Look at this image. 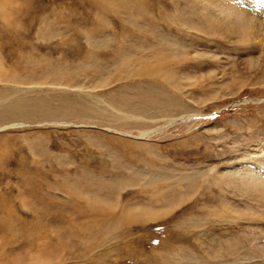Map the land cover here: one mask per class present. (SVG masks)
Instances as JSON below:
<instances>
[{"label": "rangeland", "instance_id": "374dc122", "mask_svg": "<svg viewBox=\"0 0 264 264\" xmlns=\"http://www.w3.org/2000/svg\"><path fill=\"white\" fill-rule=\"evenodd\" d=\"M231 4L264 24V0H0V264H264V28L240 42Z\"/></svg>", "mask_w": 264, "mask_h": 264}, {"label": "bare ground", "instance_id": "6f19581e", "mask_svg": "<svg viewBox=\"0 0 264 264\" xmlns=\"http://www.w3.org/2000/svg\"><path fill=\"white\" fill-rule=\"evenodd\" d=\"M221 12L223 13V12H225V13H227L228 14V16L230 17V18H232L233 20H230V21H228V20H225V22L224 23H226L227 25H229L230 24V26H227L228 28H229V30H227L228 32H231L232 34H236L237 35V37H239L238 39H240V42H242V43H245V42H252V41H255L256 40V38H257V36H259V35H261V31H262V29L264 28V24H263V20H262V18L261 17H259L258 15V17H256L255 15H251V14H247L245 11L244 12H242V11H240L237 7H235V6H233L232 4L231 5H229V6H225L224 8H223V10H221ZM264 12V11H263ZM210 18V17H209ZM212 18V17H211ZM220 18H222V17H220ZM214 19V18H213ZM219 19V18H218ZM231 28V29H230ZM226 32V31H225ZM263 33V32H262ZM230 35V34H229ZM264 37V36H263ZM257 41V40H256ZM260 42H262V40H261V38H260ZM259 42V43H260ZM255 43V42H254ZM258 43V44H259ZM262 44V43H261ZM261 46V45H260ZM262 47V46H261ZM263 49V48H262ZM170 53L171 54H169L170 56H172L173 55V53L171 52V50H170ZM127 59V58H126ZM264 62V61H263ZM126 65V64H125ZM147 65H150V64H147ZM145 70V69H144ZM144 70H142V71H144ZM133 71H135V70H133ZM58 72V71H57ZM146 72V71H145ZM57 78V77H56ZM127 78V77H126ZM58 79V78H57ZM61 80V79H60ZM57 82V81H56ZM60 82V81H59ZM59 82H57V83H59ZM61 83V82H60ZM128 116V115H127ZM131 116V115H130ZM129 117V116H128ZM127 117V118H128ZM125 118V115H123L122 116V119H124ZM187 117H183L182 119H186ZM129 119H131L130 117H129ZM161 129H164V128H158V129H156V130H151V131H141L140 132V138H149L150 136H153V135H155V134H157ZM263 169V168H262ZM263 174L264 173H262V170H260V171H258L257 173H256V175H254V173L252 174V172L251 171H249V170H246L245 171V173H244V175H243V179H246V180H243L242 179V183H247L248 184V186H252L253 187V189H255V191H257L259 194H261V196L263 197L264 196V176H263ZM227 175V174H226ZM225 175V176H226ZM231 175V174H230ZM219 176H220V174H219ZM201 177V176H200ZM221 177V176H220ZM234 177V176H233ZM236 177V176H235ZM222 178H224V175H223V177ZM227 178L228 179H230V178H232L231 176H230V178H229V176L227 175ZM217 179V181H218V179L219 178H216ZM236 179V178H235ZM223 179H221L220 181H222ZM225 180V179H224ZM238 180V179H237ZM216 181V180H215ZM216 181V182H217ZM233 181H234V179H233ZM215 182V183H216ZM229 182H231V181H229ZM198 183V182H197ZM223 183H224V181H223ZM226 183V182H225ZM224 183V184H225ZM233 183V182H232ZM244 183V184H245ZM146 184H148L149 185V187H150V190H152V191H154L156 194H158L159 193V191L157 190V186H161L160 187V189L161 190H163V194L164 193H166V188L164 187L165 186V182L163 181V183H160V184H163V185H160L158 182H157V185L155 184V185H151L150 184V182L149 183H145V185ZM222 184V183H221ZM231 184V183H230ZM229 184V185H230ZM228 185V184H227ZM231 186V185H230ZM143 187V186H142ZM145 187V186H144ZM197 187H199V185L197 186ZM241 187V186H240ZM239 187V188H240ZM252 187H250L251 189H252ZM249 188V187H248ZM196 187H194L193 185H189L187 188H186V190L187 191H183V193L181 192V193H177V194H179L181 197H187V198H189V196L191 195V193H195L196 192ZM252 189V191H254ZM72 192V191H71ZM177 192V191H176ZM240 192V191H239ZM241 193V192H240ZM154 195V194H153ZM175 195V194H174ZM170 196V195H169ZM176 197V195L175 196H173L172 195V197H171V200H170V202L171 201H173L174 200V198ZM256 197V196H255ZM257 197H259V195H257ZM168 199H170V198H168ZM264 199V198H263ZM178 201V200H177ZM256 202H257V200H256ZM260 205H261V208H263V210H264V200H260L259 202H258ZM135 207V206H134ZM142 207V206H141ZM140 206L138 207V208H136V210L137 209H143V208H141ZM146 207V206H145ZM166 208H168V207H165L164 209H166ZM126 209H129L128 208V206H124V209H123V216H124V214H125V212H126ZM133 210H135V208L133 209ZM159 212V211H158ZM151 214V213H150ZM126 217V216H125ZM138 217V216H137ZM261 217V216H260ZM126 218H128V217H126ZM264 218V217H263ZM258 219V218H257ZM129 221V220H128ZM132 221V220H131ZM120 225V224H119Z\"/></svg>", "mask_w": 264, "mask_h": 264}]
</instances>
